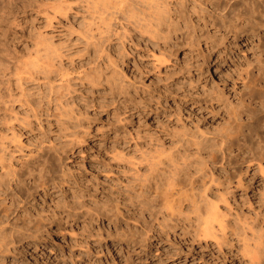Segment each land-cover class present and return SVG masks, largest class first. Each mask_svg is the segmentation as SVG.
I'll return each mask as SVG.
<instances>
[{"label": "rangeland", "instance_id": "1", "mask_svg": "<svg viewBox=\"0 0 264 264\" xmlns=\"http://www.w3.org/2000/svg\"><path fill=\"white\" fill-rule=\"evenodd\" d=\"M235 1L238 7L245 1L259 17L264 13L261 0H230ZM190 13L186 12L187 17ZM89 20L91 8L86 0H0V148L29 159L38 151L44 132L55 142L66 143L61 157L67 172L63 178L58 162L44 184L47 191L21 189L20 197L27 203L22 214L33 216L32 223L28 228L5 227L0 264H264V171L257 166L260 160L264 169V26L258 35L249 30L256 22L251 28L250 23H239L247 32L226 39L214 27L203 30L201 37L192 36L181 22L185 28H179L178 37L168 44L134 29L124 41L125 49L117 39L112 49L114 55L117 47L124 51L118 53L116 74L120 82L130 85L126 94L116 91L103 73L96 85L85 74L97 62L92 59L93 41L86 38ZM47 43L61 53L57 60L62 59L70 72L72 85L61 91L72 95L69 103L81 117L78 130L74 123L66 128V116L54 112L52 124L38 127L34 120L32 125L28 122L34 119L31 104L45 106L48 86L43 83L45 68L38 54L44 53ZM105 71L110 74V68ZM16 72L23 78L16 80ZM80 134L85 141L77 145ZM68 138L76 139L67 145ZM161 151L180 161L179 176L178 170L172 176L180 177V184L185 183L181 178L185 171L193 174L199 166L208 169L207 178L211 172L219 176L210 195L228 215L224 216L229 235L226 240L222 237V245L211 236L197 238L203 223L191 222L192 227L188 221L205 209H193L186 200L181 216L166 219L176 225L158 226L159 221L165 223L169 210L157 192L162 189L163 165L155 172L147 156ZM49 154L57 160L53 152L44 156ZM146 180L150 187L146 183L145 187ZM84 202L86 207H80ZM64 211L71 217L66 218ZM22 214L14 222L22 224L27 217ZM239 231L244 234L240 236Z\"/></svg>", "mask_w": 264, "mask_h": 264}, {"label": "bare ground", "instance_id": "2", "mask_svg": "<svg viewBox=\"0 0 264 264\" xmlns=\"http://www.w3.org/2000/svg\"><path fill=\"white\" fill-rule=\"evenodd\" d=\"M86 1H87L88 6L91 8V20H89V28H88V33L86 35V38L88 39V41H93L94 55H93L92 59L94 60L97 58V62L95 63L94 66H91L88 69V71L85 72V74L89 75L91 77V80L96 82V83L91 82V84L96 85V84H99L97 82H99L101 80L100 76H101V73H103V76L105 78H107L109 82L112 81L113 85L116 86V88H115L116 91L123 92L126 94H130L129 93L130 85H128L127 83L120 82L119 81L120 77L118 78L119 74H116L117 73V71H116L117 67L116 66L118 65V60H119L118 59V53H119V55H121V54H123L124 51H122L121 48L119 49L117 47L118 49L116 48V53L117 52L118 53L114 55V53L112 52V49H115L113 42H115L116 39L121 41L122 47L125 49L126 45H125L124 41L132 37L131 31H133L134 29H138V31H140L142 33H146L151 38H154L156 40H163V42L165 44H168L171 40H175L178 37V34H179L178 29L179 28H185V26H186L185 32L191 33L192 36H197V37H199V36L201 37V36L205 35L203 30L210 31L209 29H211V27L212 28L214 27V28H217L218 31L222 30V32L224 33V37L226 39H228L230 34L236 38V37H240L243 33H246L248 29L244 28L243 26H248L247 25L248 23H250L249 24L250 28L252 25L255 24V22L258 24V25L255 24L256 25L255 27H258V29H255L254 26H253L254 28L252 27V29H249L250 32H252V33H256L257 30H259L260 26H264V24L261 23L262 20H264L263 19L264 13H262L263 11L258 9L259 13L261 11L260 17H259L257 12L253 9V7L251 9H249L250 7L246 6L247 3L245 1H244L245 6L242 5V4H244V2L242 1L243 3H241L240 7L237 6L238 1L231 3L230 0H86ZM229 2L231 3L230 5H228ZM68 5L69 4H67V6H65V8L63 10L64 13L67 12ZM248 5L253 6L254 4L253 5L248 4ZM261 5H262V8L264 9V0H261ZM55 8L56 7H54V10H55ZM188 10H190V11H188ZM186 12L187 13L191 12L188 16L189 18L187 17ZM254 12H256V14H254ZM191 14L194 15L196 17V19H194L195 17H193ZM255 19H257V21H255ZM188 21H191L190 24ZM181 22L185 26H183V24L181 25ZM239 23H241L243 26L241 27L239 25ZM251 23H253V24L251 25ZM258 32H257V34L259 35ZM212 33H214V32H212ZM215 33H217V32H215ZM206 34H207V32H206ZM121 44H120V46H121ZM60 54L61 53H59L57 51V49L52 47L49 43L45 44L44 53L38 54V57L43 58V60H44V61L42 60V62H41L43 68H45V71H44L45 74L43 76L45 81L43 83H45L48 86V93L45 94V96H46V100L44 101L45 106H43L40 102L37 103V104H39L37 106L34 103L31 104V107H32L31 109L33 111L34 119H31L28 121L30 125H32L31 123H33V120H34V122L36 124H38V127H44L43 126L44 124L47 125V124L51 123V120H52L51 116L54 113H55V116H56V114L66 116L65 118H63V122L66 124V128L69 127V123H74L75 129H77V126H79V124L81 122V117L78 114L77 110L75 109L74 105L69 103L70 99L72 98V95L69 94L70 93L69 90L68 91H61V88L69 89V87H71V85H72V82H71V77L69 75L70 72L66 70L67 66L65 67L64 64H62V62H61L62 59L57 60V57L59 59ZM262 59L263 58H261V60ZM162 61H163V59L161 60L160 64L162 63ZM258 61H260V60H258ZM262 66H264V65H262ZM111 67H113L114 71L111 69ZM108 68H110V74H108V72L105 71L106 69L108 70ZM111 70L113 71L112 73H111ZM93 71L95 74L91 73ZM18 73H20V70L18 71ZM18 73L16 72V76ZM21 78H23V77L18 75L16 80H18V79L20 80ZM117 86L120 88V91L117 89ZM134 89H135V87H134ZM0 97H2V95ZM52 106L53 107L55 106V108H53ZM0 107H2V106H0ZM77 130H71V132L74 131L73 134L75 135V133H77ZM40 135L41 136L39 137L40 141L38 143L39 144L38 151H36L35 154H31L30 158L28 157L29 159H25V158H24V160L19 159V158L15 157V154L12 152L13 150L7 151L5 148H2V149L0 148V245L2 244V242L6 241V239H5L6 236H4V234L6 233V231H4V229L6 230L5 227H22V228L27 227L28 228L29 225L32 223L31 220H32L33 216L28 215V212H26L27 217H25L23 219L24 221L22 222V224H20V223L18 224V222L16 220L15 221L17 223L14 222V220H13L14 217L18 218V215L22 214V209L24 211V208H25L24 205L27 204V203H25V204L23 203L22 198H24V197H20L21 189L22 188H23V190H24V188L25 189H31L33 187L35 190L38 191V189L40 187L43 191H47L48 188L44 187V184L46 183L47 179L53 175L55 168L57 167L58 162L61 165H62V163H65L64 159L61 156H62V153H63L64 148H65L64 144H66V143L55 142L56 140L54 141L53 138L51 139L50 136L48 137V135L44 132H41ZM77 135H78V133H77ZM205 136H207V135H205ZM64 138H67V135ZM75 139L76 138H73V139L68 138L65 140V142H68L69 140L74 142L73 140H75ZM83 141H85L83 134L82 135L80 134L79 136H77V141H76L77 145H81L82 144L81 142H83ZM214 141L212 143H214ZM203 143H205V146H206L207 142L204 141ZM68 144H69V142L67 143V145ZM201 144L202 143L200 142L198 145L199 148H201V146H200ZM224 144H226V143H224ZM227 145H229V144H227ZM229 146H231V145H229ZM72 148H71V150H72ZM231 150H232V148H231ZM47 152H51V153L53 152V154L56 155L57 160H56L55 156L51 155V154L44 156ZM227 154H229V153H227ZM261 154H263V153H261ZM150 155H152V154H150ZM169 155L164 156L163 152H162V153H158L157 155H152L150 157L147 156L148 162L149 161L151 162V165L154 167L152 169H154L155 172L158 171V169L160 168V167L158 168L159 164L163 165L162 169H160L161 177H159V178H160L161 182L163 181L162 183H164L166 186L163 187L164 184L161 183L159 186L162 187V189H161V191L157 190V192H159V194H161L162 198L164 196L165 199L161 198V201L163 200L161 203L163 204V202L165 200L164 203L166 204L167 209H169V210H167L165 208V210L168 211L167 213L164 214L165 223H164V221L163 222L159 221L158 226L160 228L165 229V227H167L170 223H172L170 221L169 222L167 221L169 223L168 224L166 222V219L174 221L173 216H176V215L181 216L183 214V210H184V209H182L181 205L183 204L182 203L183 200H186L188 202V205H191L192 207H194L193 209H199L201 211L205 209L204 210L205 212H203V211L198 212L197 211L198 214L196 212L195 218H194L195 214L193 215L194 221L193 220L191 221V218H189L190 221H188V218L186 219L188 221V225L189 226L191 225L192 227L194 226V224H198V226H199V224L201 225L203 223V226H202L203 231L200 230L203 233L201 232L198 234L195 232L197 235V238L200 240L202 238L206 239L207 236L208 237L211 236L212 238H214L216 243L221 244L222 237H224V239H225L226 238L225 236H227V234L229 233V230H228L229 224L226 222V219H225L226 217L224 216V215H227V213H225L224 211L222 212V209L219 207V203L214 201L210 195V192L213 191V186L217 185L216 181L219 180V178H218L219 176L218 175L215 176L214 172H211V175L207 178V170L208 169L205 170V167L199 166V168L196 167L197 169H196V171L194 170L195 172L192 171L193 174L191 172L185 171L184 177H181V178H184V181H182V182H185V183L180 184V181H179L180 177L178 178V176L180 174L182 167L180 169V166H178V164H177L180 161L178 160L177 157L171 156V154H169ZM219 157H221V156H219ZM61 158L63 161H61ZM259 161L257 162V166L260 169L259 171L263 172L264 171L263 166H262L263 162H261V161L259 162ZM203 162L205 163L206 161H203ZM187 165H188V163H187ZM249 165H248V167H249ZM63 166L64 165H62V167H61L62 169H60V170H63V172L61 171L62 177L65 178L67 172H65L66 168H64ZM151 167L149 166L150 171H151ZM178 169H180V171ZM56 170H57V168H56ZM183 170H185V169L183 168ZM245 170H248V169H245ZM160 171L158 172L159 174H160ZM211 171H214V170H211ZM176 172H178V176L175 175L176 177H172ZM158 173H157V175H159ZM139 174H140V172H139ZM151 174H152V172H151ZM229 174H228V176H230ZM154 175H153V177H154ZM177 179H178V181H177ZM65 180L66 179H64L63 181H65ZM221 180L222 179H220V182H221ZM237 181L240 182V179H238ZM66 182H69V181L66 180ZM140 182H138V183H140ZM152 182H153V180H152ZM228 182H229V180H228ZM54 183H57V182H54ZM145 183L147 184V180H146V182H144V184ZM222 183H224V181ZM140 184H139V186H141ZM146 184H145V187L148 185V184L147 185ZM57 185H59V184H57ZM60 186H61V184H60ZM124 186L126 187V185H124ZM148 187H150V186L148 185ZM127 188H129V187H127ZM151 188H153V187H151ZM222 190H223V188H222ZM140 191H144V190H140ZM182 192H184L183 195H182ZM142 193L143 192H141V195H143ZM145 195H147V194H145ZM176 196H177V198H176ZM25 197H27V195ZM178 198H179V200H176ZM19 199L22 201H19ZM24 201H26V199ZM31 201L33 202V200H31ZM82 201H84V200H81V202ZM147 202L148 201H146L145 204H147ZM76 203H77V205L79 204L78 201ZM86 204L84 202L83 204H81L80 207H83V206L86 207ZM148 204H149V202H148ZM71 205H72V203H71ZM144 207L146 208V205ZM141 209L143 210L142 207H141ZM146 209H148V208H146ZM27 210H29V208ZM66 211H64L65 214L67 213ZM29 213H31L30 210H29ZM68 213H67L66 218L71 217ZM14 214H17V215L12 216ZM151 214H153V212ZM26 215H23V216H26ZM231 215H233V214H231ZM28 216H30V217H28ZM60 216H62V215H60ZM72 217H74V215H72ZM36 219H38V218H36ZM179 219H181V218H178V220ZM175 222H173V225H176ZM191 222H194V224ZM173 225L170 224L168 227H171V226L173 227ZM241 226H243V225H241ZM37 227H39V226L37 225ZM10 231H12V230H10ZM27 231H29V230H27ZM218 231L221 234L220 236H219V233H217ZM243 231H245V230H243ZM147 233H148V231H147ZM238 233L241 236L242 232L240 233V231H239ZM242 234H244V233H242ZM5 235H7V234H5ZM236 235H238V234H236ZM21 236H23V235H21ZM21 236H20V238H21ZM239 237H238V239H239ZM244 238L240 237V240L243 239L242 240V242H243L246 240V238L245 239ZM240 240H238V241H240ZM9 241H11V240H9ZM228 242H230V241H228ZM5 243H8V241ZM246 243L247 242H245L244 244H246ZM255 243H256V240H255ZM261 244H262V242L260 243V245ZM257 245H258V243H257ZM7 248H8V245H7ZM252 249H254V248H252ZM0 250H2V249H0Z\"/></svg>", "mask_w": 264, "mask_h": 264}]
</instances>
